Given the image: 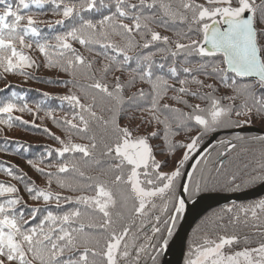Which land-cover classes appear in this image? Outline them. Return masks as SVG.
Masks as SVG:
<instances>
[{"label": "snow or ice", "instance_id": "obj_1", "mask_svg": "<svg viewBox=\"0 0 264 264\" xmlns=\"http://www.w3.org/2000/svg\"><path fill=\"white\" fill-rule=\"evenodd\" d=\"M0 5V70L33 78L27 69L39 65L28 51L35 49L44 57V67L67 73L73 77L67 83L80 91V95L70 91L58 97L67 103L62 119L56 118V109L37 104L33 110L25 97L11 93L0 99V125L4 126L0 132L29 125L14 115L17 112L31 115L32 127H38L37 119H51L65 138L42 129L60 147L47 149L46 157L28 163L49 185L54 181L61 189L81 193L69 196L38 188L14 166L0 162V171L23 183L30 199L44 205H28L16 185L0 182V264H141L144 257L156 264V255L167 246L177 218L185 211L184 197L209 190L200 168L208 156L200 147L203 137L241 127L253 116L264 118V0H0ZM48 5L52 14L62 18L38 19ZM43 23L55 34L43 35ZM153 25L172 36L162 35ZM74 45L105 62L96 69V60ZM125 72L129 73L126 80L122 75L108 80L110 74ZM200 76L216 81L228 93L217 96L218 87ZM77 77L87 83L81 84ZM137 82L148 90L141 88L125 98V90ZM192 84L195 90L189 87ZM169 92L174 94L168 96ZM186 97L204 104L190 103ZM165 98L183 108L161 103ZM129 108L146 111L147 123L162 129L133 136L119 122ZM233 115L247 120H233ZM93 126L105 135L98 136ZM192 131L196 135L186 142H170L171 136ZM74 136L87 143L73 142ZM151 139H162L168 155L184 149L170 172L161 171L167 160L156 159ZM253 139L264 144V136ZM217 144L223 149L217 154L220 157L236 147L230 140ZM190 160L196 163L187 171ZM39 164L55 171L46 172ZM254 172L246 183L264 180V161ZM236 179L233 175L230 182ZM239 213L245 223L249 218L261 221L264 199L241 206ZM223 220L218 217L214 226L223 227L219 223ZM239 221V214L229 217L231 223ZM252 227L261 236L255 247L247 236L245 246L237 250L233 246L240 244L241 237L213 238L205 233L191 240L184 264H264V223Z\"/></svg>", "mask_w": 264, "mask_h": 264}, {"label": "trees", "instance_id": "obj_2", "mask_svg": "<svg viewBox=\"0 0 264 264\" xmlns=\"http://www.w3.org/2000/svg\"><path fill=\"white\" fill-rule=\"evenodd\" d=\"M11 3H15V0H9ZM110 0H105V3H109ZM131 3H137L138 0H130ZM3 8V5H0V9ZM51 5L45 7V14L38 17V19L47 22H54L56 20L61 19V16L54 15L49 10ZM33 11L35 8L33 7ZM127 22V21H126ZM156 31L160 32L162 35L172 36V33L166 31L162 27H156L153 25ZM40 28L43 30V35H54L55 33H50L48 31L47 23H43L40 25ZM60 29L57 28L56 31ZM77 47L84 56L88 57V59H95L96 64L94 67L99 69L105 61L102 60L101 57L95 56L94 53H89L85 51L83 48H80L79 45H74ZM27 51V50H26ZM28 54L32 57L36 64L39 67H33L31 69H27L32 74L33 78H27L18 74H5L2 70H0V99H5L11 95V93L15 92L18 95L25 97L26 102H28L29 107L35 110V106L37 104H42V107L56 109L55 116L57 119H62L65 115V111H67V103L62 102L58 99V97H62L67 95L70 91L80 95V91L78 88L74 87L72 84L67 83L72 80L73 77L69 76L67 73L60 71L57 68H46L44 67V57L39 53L38 50L28 51ZM131 55V53H130ZM156 60H160V56H156ZM134 66V65H133ZM113 75H122V79L126 80L129 78V73L125 72L121 73H113L108 76V80H112ZM76 79L79 80L81 84L87 83L80 77ZM199 79L204 80L205 83H212L218 87V91L216 93L217 96L224 95L228 93V89H225L222 86H219L216 81L212 79H206L203 76H200ZM172 83V81H169ZM11 86L10 88L8 86ZM179 87V85H176ZM193 90H195L196 85H189ZM143 88L145 91L148 90V86L137 82L134 86L128 88L124 92L125 98L131 96L133 93H136L139 89ZM204 91H207L205 89ZM42 94H47L42 95ZM174 93L169 92L168 96H172ZM189 99L190 103H200L202 106L204 104L203 101L195 100L191 97H186ZM89 102V101H84ZM161 103H167L173 107L183 108V105L177 104L174 101L165 98L161 101ZM224 103H228L224 101ZM237 104L240 101L236 102ZM62 106V107H61ZM187 111V109H184ZM14 115L22 116V119L29 121V125L25 126H16L11 129H4L3 132H0V148H7V151H0V162H5L8 165L14 166L18 169L19 173L24 174L29 180L34 182V185L38 188L47 189L50 188L53 192H59L61 195H69L76 196L81 193H73L67 190L59 188L55 182L51 185L48 184L47 178L40 175L36 172L28 163V160L36 159L37 157L44 155L47 156V149H55L60 147V145L53 139L50 138L42 129L47 128L53 134L60 136L61 138H65V133L63 130L56 124H53L52 120L49 118L37 119L35 124L38 127H32L31 122L33 117L27 113H14ZM41 117H44V112L41 111L39 113ZM105 115H108L105 113ZM127 117H133L132 119H128ZM233 120H238L244 122L247 120L245 116H235L233 115ZM149 119V115L146 111H134L129 108L127 111V116L125 118L120 119V125L127 126L131 131L133 136H147L151 132L155 131L158 127L162 129V125H156L155 123L149 125L147 123ZM143 121V122H142ZM242 126H251L257 128L259 130L264 131V118L253 116L250 122L243 123ZM241 126V127H242ZM4 126L0 125V129H3ZM239 127L227 128L217 132H225L231 131ZM93 131L97 133L98 136L105 135L102 129L93 126ZM216 133V132H215ZM214 133H210L205 135L201 141L200 147L206 142V140ZM196 135L195 131L189 133L181 132L179 135L171 136L170 142H186L188 136ZM260 137L251 133H240V134H232V133H222L219 135L212 146L207 150L208 156L205 163L200 165L202 169L203 175L207 178L208 188L207 191H202L197 195L192 197H187V200H191L196 196L203 193H236L241 192L250 188L255 187L260 184L264 180H256L255 182L246 183L249 178L256 174L254 170L258 169L259 164L264 161V144H261L260 141L254 140L253 138ZM73 142L76 143H87V141L80 140L77 137H72ZM220 140H230L232 143L236 145L235 149L228 152L226 155L220 157L218 156V152L223 149L217 144ZM6 141H12L15 143H6ZM149 143L156 150V159L158 161L167 160V166L162 168L163 172H170L177 161L182 157L184 149L177 148L175 152L171 155L167 154L166 145L163 143L162 139H151ZM215 146V147H214ZM164 150L162 153L161 150ZM56 157L53 153L51 158V162H55ZM222 162V164H221ZM39 167L45 168V171H55V168H47L45 164H39ZM187 166V165H186ZM185 166V167H186ZM219 169V171H217ZM89 175H96L95 171H88ZM235 175L237 179L234 183L230 182V177ZM201 176V172H197V178ZM0 182L6 184L16 185L19 189V195L23 198V200L32 207H43V201L36 202L30 199L28 193L24 190L23 183L18 182L17 180L9 177L3 171H0ZM91 194V193H86ZM264 199L263 197L257 198L252 201L242 202L237 204H230L227 206H222L219 208H215L208 213H206L191 229L185 246V253L183 257L182 264H184L186 255L188 253V248L191 240L197 239L201 237L205 233L215 238L218 235H236L241 237V242L239 245H234L237 250L244 247L243 237L247 236L249 238L250 246L255 247L256 244L261 239L259 231L252 227L253 223H264V217H262L261 221H253L249 218L248 222L245 223L243 215L239 213V209L241 206L247 207L250 206L259 200ZM55 201H52V210L55 211ZM70 207V206H69ZM234 207V210L230 214H225L223 211L226 208ZM159 214V210H154ZM240 215V221L238 223L229 222L230 216ZM224 217V220L219 222L223 225V227H215L213 222L217 221L218 217ZM164 216L162 219H166ZM179 221V220H178ZM178 221L175 224L177 228ZM139 222V221H138ZM152 223H155L153 219ZM174 229V226H173ZM173 230V233L175 231ZM146 232L148 235H151V227L146 225ZM173 235V234H172ZM172 237V236H171ZM170 237V238H171ZM169 238V240H170ZM151 251V250H150ZM152 255H156V253H151ZM162 256V251H160L159 255H156V264H160ZM141 264H152V261L148 257H144L141 260Z\"/></svg>", "mask_w": 264, "mask_h": 264}, {"label": "water", "instance_id": "obj_3", "mask_svg": "<svg viewBox=\"0 0 264 264\" xmlns=\"http://www.w3.org/2000/svg\"><path fill=\"white\" fill-rule=\"evenodd\" d=\"M227 132L232 134L251 133L258 136H264V131L254 127L245 126L231 131L216 132L206 140L201 148L207 151L219 135ZM197 159H199V157H197ZM194 163H196V160H190L186 166V170L191 171V165ZM263 196L264 181L253 188L236 193H203L191 200H187L185 196V211L180 216L177 228L175 229L167 246H165L162 250L160 264H182L186 241L191 229L198 222V220L209 211L230 204L252 201Z\"/></svg>", "mask_w": 264, "mask_h": 264}, {"label": "rangeland", "instance_id": "obj_4", "mask_svg": "<svg viewBox=\"0 0 264 264\" xmlns=\"http://www.w3.org/2000/svg\"><path fill=\"white\" fill-rule=\"evenodd\" d=\"M179 218H180V217L177 218L176 223H177V221L179 220ZM178 222H179V221H178ZM176 223H175V224H176ZM175 227H176V225L174 226V229H175ZM174 229H173V230H174Z\"/></svg>", "mask_w": 264, "mask_h": 264}, {"label": "flooded vegetation", "instance_id": "obj_5", "mask_svg": "<svg viewBox=\"0 0 264 264\" xmlns=\"http://www.w3.org/2000/svg\"><path fill=\"white\" fill-rule=\"evenodd\" d=\"M242 127H244V126H242ZM240 128V127H239ZM237 129V128H236ZM234 130V129H233Z\"/></svg>", "mask_w": 264, "mask_h": 264}]
</instances>
